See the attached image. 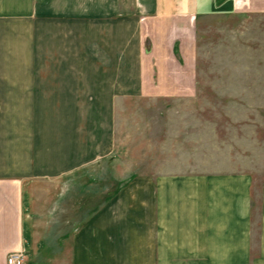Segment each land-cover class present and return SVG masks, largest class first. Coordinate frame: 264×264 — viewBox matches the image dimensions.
Wrapping results in <instances>:
<instances>
[{"label":"crops","instance_id":"obj_1","mask_svg":"<svg viewBox=\"0 0 264 264\" xmlns=\"http://www.w3.org/2000/svg\"><path fill=\"white\" fill-rule=\"evenodd\" d=\"M54 1L60 0H0V264L24 247L26 181L79 169L105 150L104 111L91 108V99L135 95L142 82L159 94L164 81H173L177 66L171 48L184 35V21L207 7L239 8L236 0H132L126 46L136 59L131 55L123 71L119 23L101 26V16L94 18L85 6L90 0H61L72 4L68 11L53 7ZM263 2L257 0L259 11ZM74 3L81 8L74 9ZM145 37L151 44L148 57L141 48ZM43 67L51 75H43ZM91 115L98 117L92 125ZM257 198L254 235L253 190L246 173L135 179L67 236L61 258L48 259L264 264V178Z\"/></svg>","mask_w":264,"mask_h":264},{"label":"rangeland","instance_id":"obj_2","mask_svg":"<svg viewBox=\"0 0 264 264\" xmlns=\"http://www.w3.org/2000/svg\"><path fill=\"white\" fill-rule=\"evenodd\" d=\"M236 1L239 8L227 12L207 7L184 21L185 32L179 27L184 35L176 37L171 48L174 78L161 84L159 94L142 82L138 94L91 99V108L104 111L105 150L79 169L26 181L24 264H65L64 259L48 258H61L67 236L135 179L246 173L257 234V192L264 178V2L259 11L257 0ZM66 4L60 0L52 6L72 9ZM73 6L77 10L82 5ZM85 6L94 18L101 16V26L119 23V59L125 65L121 70H128L131 55L136 59L126 46L132 0H90ZM48 7L43 4V9ZM148 40L145 37L147 45L141 47L146 57L151 52ZM141 62L137 60L139 69ZM43 75H51V69L43 67ZM90 118L92 125L98 117Z\"/></svg>","mask_w":264,"mask_h":264},{"label":"built area","instance_id":"obj_3","mask_svg":"<svg viewBox=\"0 0 264 264\" xmlns=\"http://www.w3.org/2000/svg\"><path fill=\"white\" fill-rule=\"evenodd\" d=\"M6 264H24L23 251L11 252L6 258Z\"/></svg>","mask_w":264,"mask_h":264}]
</instances>
